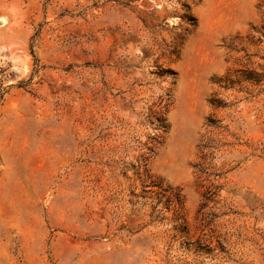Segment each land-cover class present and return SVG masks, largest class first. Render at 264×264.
Wrapping results in <instances>:
<instances>
[{
  "label": "rangeland",
  "instance_id": "obj_1",
  "mask_svg": "<svg viewBox=\"0 0 264 264\" xmlns=\"http://www.w3.org/2000/svg\"><path fill=\"white\" fill-rule=\"evenodd\" d=\"M0 264H264V0H0Z\"/></svg>",
  "mask_w": 264,
  "mask_h": 264
},
{
  "label": "trees",
  "instance_id": "obj_2",
  "mask_svg": "<svg viewBox=\"0 0 264 264\" xmlns=\"http://www.w3.org/2000/svg\"><path fill=\"white\" fill-rule=\"evenodd\" d=\"M210 106H212V108L216 109L219 106H221V103L218 102L217 100L212 99L210 101ZM157 121H158V127L156 129L159 130L160 128L161 129L164 128V125L163 124H164L165 119L159 117Z\"/></svg>",
  "mask_w": 264,
  "mask_h": 264
}]
</instances>
